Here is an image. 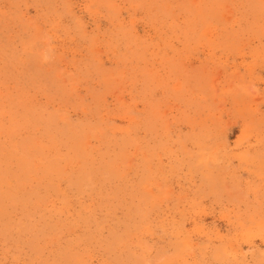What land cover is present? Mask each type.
<instances>
[{"label": "rangeland", "instance_id": "374dc122", "mask_svg": "<svg viewBox=\"0 0 264 264\" xmlns=\"http://www.w3.org/2000/svg\"><path fill=\"white\" fill-rule=\"evenodd\" d=\"M0 264H264V0H0Z\"/></svg>", "mask_w": 264, "mask_h": 264}, {"label": "bare ground", "instance_id": "6f19581e", "mask_svg": "<svg viewBox=\"0 0 264 264\" xmlns=\"http://www.w3.org/2000/svg\"><path fill=\"white\" fill-rule=\"evenodd\" d=\"M90 1V0H89ZM171 1V0H170ZM150 3V2H149ZM190 5H188L189 7ZM194 6V5H193ZM138 8V7H137ZM170 8V7H169ZM165 10V9H164ZM190 10V9H189ZM157 12V11H156ZM187 12V11H186ZM66 14V13H65ZM176 14V13H175ZM44 15V14H43ZM50 15V14H49ZM202 15V14H201ZM171 17V16H170ZM234 17V16H233ZM9 18V17H8ZM161 18V17H160ZM145 19V18H144ZM212 19V18H211ZM224 20V19H223ZM58 21V20H57ZM213 21V19H212ZM161 22V21H160ZM141 23V22H140ZM161 26V25H160ZM172 28V27H171ZM180 28V27H179ZM161 29V28H160ZM59 30V29H58ZM64 32V31H63ZM198 32V31H197ZM182 33V32H181ZM168 36V35H167ZM203 43V42H202ZM128 48V47H127ZM53 60V59H52ZM34 67V66H33ZM37 67V66H36ZM39 75V74H38ZM122 75V74H121ZM24 106V105H23ZM89 130V129H88ZM83 137V136H82ZM16 138V137H15ZM52 140V139H51ZM50 144V143H49ZM49 150V149H48ZM46 151V150H45ZM36 164V163H35ZM126 168V167H125ZM127 170V169H126ZM125 176V175H124ZM121 182V181H120ZM93 188V187H92ZM128 199V198H127ZM137 222V221H136ZM147 229V228H146Z\"/></svg>", "mask_w": 264, "mask_h": 264}]
</instances>
